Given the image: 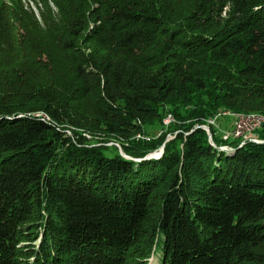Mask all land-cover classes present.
<instances>
[{
    "label": "trees",
    "instance_id": "trees-1",
    "mask_svg": "<svg viewBox=\"0 0 264 264\" xmlns=\"http://www.w3.org/2000/svg\"><path fill=\"white\" fill-rule=\"evenodd\" d=\"M96 2L93 27L78 17L65 43L78 97L96 100L94 119L75 115L77 97L48 93L51 85L31 107L19 95L0 105V264H147L154 248L160 264H264V143L229 156L201 128L168 143L132 139L194 89L209 110L264 115V0L178 13L170 0ZM5 48L14 45L0 37ZM2 54L13 68L28 57ZM39 110L50 120L31 116ZM77 130L102 133L103 145ZM110 140L132 158L165 150L108 156Z\"/></svg>",
    "mask_w": 264,
    "mask_h": 264
},
{
    "label": "rangeland",
    "instance_id": "rangeland-1",
    "mask_svg": "<svg viewBox=\"0 0 264 264\" xmlns=\"http://www.w3.org/2000/svg\"><path fill=\"white\" fill-rule=\"evenodd\" d=\"M170 2L173 4L175 12L178 13L179 11L190 12L189 10H192V7L198 3L217 2V4H221L224 0H170ZM97 6L96 0H0V37L2 42L10 41L14 45V50L5 48L2 51L3 54H0L4 56L5 61L18 54L28 56L15 68L7 67L0 62V105L9 106L14 100L13 95H19V98L28 101V105L31 107L35 104V100L42 98L44 91L48 90V93L57 92L60 95H67L68 101L77 97L73 104V113L75 112V115L86 118L88 121L94 119L96 100L91 95L78 97L77 87L81 85V82L75 77L72 63L74 52L68 50L65 43L72 38L70 29L74 22L80 20L78 17H84L83 22L88 20L90 29L93 27L91 11ZM45 25L62 29L56 34L50 30L47 31ZM89 27L84 26L80 38H87L90 32L87 30ZM76 29L80 30L81 28L76 27ZM78 47L83 51L88 48L81 41L78 43ZM89 51L90 49L86 53ZM40 86L49 87L39 91ZM209 100L208 95L194 89L179 106L172 107L170 110L166 107L167 112L162 119L146 125L142 133L136 134L132 139L156 141L162 135H166L165 143H168L175 140L182 132L188 136L197 127L208 125L213 135V141L218 145L229 144L232 140L241 139L242 133L248 137V139L240 141L238 147L233 146L229 150L217 148L229 156L233 155L237 148H241L249 142L264 143L263 137L260 136V133L264 131V115L257 112H239L224 106L209 110L206 106ZM202 115H205L204 124L196 122V119ZM31 116L45 121L50 120L43 110L34 111ZM256 122H260L261 126H254ZM187 127H190L189 131L186 130ZM61 128L65 129L64 132L68 136L75 138L73 126L62 125ZM238 128L240 133L236 136ZM77 132L85 139L86 144L103 145L104 136L102 133H87L83 130H77ZM206 134L209 140L208 133L206 132ZM165 143L154 151L156 155L163 146L165 150ZM118 145L120 143L116 140L105 143V147L108 148H106L105 154L108 156L115 152L120 154ZM163 153L154 158H160ZM153 250L154 252L148 257L147 264H160V254L156 248Z\"/></svg>",
    "mask_w": 264,
    "mask_h": 264
},
{
    "label": "water",
    "instance_id": "water-1",
    "mask_svg": "<svg viewBox=\"0 0 264 264\" xmlns=\"http://www.w3.org/2000/svg\"><path fill=\"white\" fill-rule=\"evenodd\" d=\"M197 128H201V129L205 130V131L208 133V136H209V143H210L213 147L218 148V149H220V150H229V149H232V147H233L232 142L236 141V142L239 143L240 141H244V140L248 139V137H246V136L244 135V133H242V135L240 136L241 139L232 140L229 144L226 143V144H223V145H218V144H216V142L213 141V135H212L211 130H210V127H209L208 125L199 126V127H197ZM236 133H237V134H236V136H237V135L240 133V131H237ZM255 135H256V134H255ZM249 136H250V135H249ZM253 142H256V141H253ZM102 144H103V143H102ZM95 145H96V144H95ZM118 146H119V148H120V154H121L122 157H124V158H126V159H134V160H137V161H141V160H143V159L154 158V157H156V156L159 155V154L161 155V154L163 153V151H164V146H163L162 148L159 149L157 155H156V153L153 151L154 153H153V152L148 153L144 158H132V157L128 156V155L124 152V150H123L121 144L118 145Z\"/></svg>",
    "mask_w": 264,
    "mask_h": 264
},
{
    "label": "built area",
    "instance_id": "built-area-1",
    "mask_svg": "<svg viewBox=\"0 0 264 264\" xmlns=\"http://www.w3.org/2000/svg\"><path fill=\"white\" fill-rule=\"evenodd\" d=\"M257 125H260V126H261V123H260V122H256V123H254V126L259 127V126H257ZM240 127H241V126H240ZM240 127H239V128H240ZM239 128H238V129H239ZM254 129H256V128H254ZM239 131H240V129H239Z\"/></svg>",
    "mask_w": 264,
    "mask_h": 264
}]
</instances>
